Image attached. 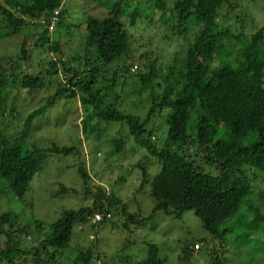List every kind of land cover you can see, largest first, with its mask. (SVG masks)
Returning <instances> with one entry per match:
<instances>
[{
	"label": "trees",
	"instance_id": "1",
	"mask_svg": "<svg viewBox=\"0 0 264 264\" xmlns=\"http://www.w3.org/2000/svg\"><path fill=\"white\" fill-rule=\"evenodd\" d=\"M73 2L0 0V207L6 203L10 214L0 225V264H132L123 254L129 242L107 254L108 245L102 246L98 232L106 225L120 229L114 220L128 215L127 204L99 186L93 191L84 164L75 170L83 192L93 196L89 207L65 210L51 223L33 220L34 228L48 227L41 237L34 236L30 223L17 227L20 212L33 210L27 196H34L32 182L47 161L80 153L77 144L55 139L43 147L31 133L35 120L59 99L77 101L83 123L95 119L124 125L127 134L111 141L113 153L123 151L128 140L146 150L136 164L142 176L138 190L149 187L153 207L147 218L126 217L125 228L140 226L156 213L181 218L190 211L207 237L185 245L183 260L203 254L206 246L208 264H225V238L233 237L234 243L253 231L262 240H254L252 249L264 253V189L255 187L264 181V24L257 27L243 14L242 0H175L171 6L168 0H88L106 9L102 18L77 13L70 8ZM240 22L244 25L237 30ZM247 22L254 30L250 35L243 32ZM143 25L148 44L159 37L180 51L187 45L185 53H175L172 63H165L148 44L138 51L132 46L134 30ZM31 28H41L32 45ZM52 28L56 35H65L64 45L74 43L71 63L48 59L44 71L21 75L22 62L27 63L34 50L60 52ZM152 29L155 35L160 29L164 34L151 36ZM129 81L132 92L147 99L144 117L120 108ZM46 83L57 84L55 92L26 115L21 128L13 129L5 118L15 116L14 103L7 108L9 93L30 94ZM46 127L62 129L54 122L37 130ZM152 162L157 174L151 180L147 166ZM70 167L73 164L64 171ZM69 192L76 193L60 184L53 198ZM95 214L100 221L93 222ZM78 228L92 237L87 241ZM27 238L32 241L27 243ZM144 245L146 258L138 264H166L156 245Z\"/></svg>",
	"mask_w": 264,
	"mask_h": 264
},
{
	"label": "rangeland",
	"instance_id": "2",
	"mask_svg": "<svg viewBox=\"0 0 264 264\" xmlns=\"http://www.w3.org/2000/svg\"><path fill=\"white\" fill-rule=\"evenodd\" d=\"M175 0H168V4L171 6ZM244 3V15L250 16V20L256 23L259 27L264 24V0H242ZM250 1V2H248ZM72 10L79 13L85 11V13L102 18L106 12L105 8L96 7L93 4H89L88 0H74L73 5L70 7ZM76 13V12H74ZM81 15V14H80ZM73 16L79 17L77 14ZM232 22V21H229ZM248 24V22H247ZM254 24V23H253ZM243 23H239L234 28L237 30ZM252 25L249 23L245 24L243 32L246 35H250L254 30L251 28ZM145 25L141 26L140 30H134L135 39L132 41V46L138 51H142V46L147 48L148 37L145 33ZM148 30V29H147ZM41 28L32 29L31 37L28 43L32 45L36 39L40 37ZM52 41H58L60 45V52L54 54V52L46 49L34 50L31 54V58L27 63L22 62L23 71L21 73H32L37 75L40 71H44L48 67V59L63 58L68 63H71V56L73 55V49L75 48L74 43L70 45H64V34L56 35L55 30L50 29ZM141 31H144L142 33ZM156 29H152L149 33L154 36ZM140 34L143 36L140 37ZM162 29L159 30V34L155 36L163 35ZM58 36V37H57ZM20 39V37H18ZM173 42L167 43L164 39L159 37L153 39L152 44H148L151 50L156 49V53L162 62L172 63L171 60L175 53L184 54L186 46L181 48L174 47ZM81 52V48H79ZM1 53V52H0ZM135 63H138L135 61ZM140 65V64H139ZM133 67V65H132ZM140 68V67H139ZM138 68V69H139ZM136 73V72H134ZM49 78L48 76H45ZM131 81L128 82V87L123 90L122 102L123 105L120 107L125 113H132L144 117L146 109L148 107L147 99L140 100L138 96L132 92L134 88L131 85ZM45 87L36 89L34 92L28 94L25 90H19L17 92L12 91L9 93L10 101L9 105L14 103V118L9 115H5L6 120L10 123L13 129L21 128L22 122L26 115L33 109L43 105L49 95L55 92L56 85H50L46 83ZM140 83H136L135 88ZM7 111V109H5ZM8 113V111L6 112ZM58 122L62 129H49L50 127L41 128L38 127L45 123ZM97 124V128H92L93 125ZM31 133L34 134V138L43 147H48L51 139L59 140V142L66 143L68 145L77 144L79 149V156L72 157L67 160L57 158L55 161L48 160L44 165L45 170L38 174L32 182L34 196L28 195L32 198L33 203L29 201V205L33 207L24 209L20 212L21 223L17 227H21L24 224L30 223L33 229L34 236L43 235L48 232V227L45 225L42 229L34 228L33 220L44 221L46 223L54 222L60 214L65 210H76L80 207H89L93 201V196L87 195L83 192L82 179L76 172L75 168L77 165L84 164L89 178L91 179L90 185L95 191V187L99 186L107 193H115L124 203L127 204L126 217H149L153 201L149 196V187H145L142 190H138L142 176L136 164L141 160L142 155H147L146 150L142 147H138L133 144L130 140L126 142L125 149L121 152L113 153V145L111 141L113 139L123 138V135L127 134L126 127L124 125L115 126L107 125L102 122L97 123L95 119L86 121L83 123L81 109L77 101H71L66 103L63 99H59L55 106L50 109L44 116L35 120L33 123ZM79 144H78V143ZM53 161V162H52ZM52 162V163H50ZM64 171L66 165L71 166ZM149 164V163H148ZM150 172V179L157 174L156 166L152 162L147 166ZM60 184L65 187L75 189L76 193L69 192L66 195H62L59 198H53L57 195L60 190ZM260 184L264 189V181H257L255 187ZM259 186V185H258ZM257 191H259L257 189ZM264 191V190H263ZM262 191V193H263ZM95 193V192H94ZM256 200V199H255ZM17 205L24 206L23 202L16 201ZM262 204V203H261ZM7 204L4 203L0 207V225L5 222V218L9 217V212L6 211ZM16 206L17 210L21 209ZM116 218L118 228H111L109 225L102 226L98 232L100 233V239L102 240V246L106 244L108 247L105 248L107 254H113L123 248L124 243L129 242V248L123 250V254H127L130 259V263L138 264L146 258V247L145 242H151L158 247L160 257L163 258L166 264H208L209 258H206V246L203 248V254H198L195 258L185 259L182 249L185 245H188L194 241H202L207 237V233L203 231L200 225V220L194 215L193 212H186L181 218H175L173 216H165L161 213H156L152 217L148 218L142 225L134 227L131 224L125 228L123 226L124 219L126 217ZM130 231L128 232V230ZM77 231L83 235L88 241L92 237L90 233L87 235L83 233L81 228ZM258 231H253L252 234L247 236L244 240L238 239L233 243L232 238L227 236L225 238L226 247L228 248L227 259L225 264H264V253L258 250L252 249L256 240H262L259 237ZM254 236V237H253ZM23 238V237H22ZM253 239V240H252ZM83 240L79 239V242ZM26 241V240H25ZM32 239L27 238V243H30ZM248 241V242H247ZM83 244V242H81ZM198 243V242H197ZM120 246V247H119ZM256 247V246H255ZM74 250V248H72ZM201 249V247H200ZM72 250V251H73ZM196 251V250H195ZM67 254V253H66ZM134 256V258H133ZM189 259V260H188ZM116 264H119L116 262Z\"/></svg>",
	"mask_w": 264,
	"mask_h": 264
},
{
	"label": "built area",
	"instance_id": "3",
	"mask_svg": "<svg viewBox=\"0 0 264 264\" xmlns=\"http://www.w3.org/2000/svg\"><path fill=\"white\" fill-rule=\"evenodd\" d=\"M100 215L99 214H95L94 216H93V222H98V221H100ZM194 249L196 250V251H198L199 249H200V245L199 244H196L195 246H194Z\"/></svg>",
	"mask_w": 264,
	"mask_h": 264
}]
</instances>
